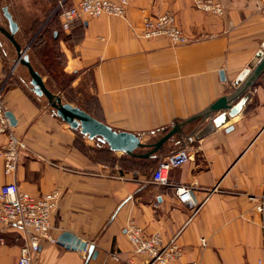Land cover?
I'll return each instance as SVG.
<instances>
[{"label": "crops", "instance_id": "obj_1", "mask_svg": "<svg viewBox=\"0 0 264 264\" xmlns=\"http://www.w3.org/2000/svg\"><path fill=\"white\" fill-rule=\"evenodd\" d=\"M63 1L72 5L78 0ZM218 1L221 16L195 8L192 0H129L123 16H83L69 32L62 30L71 39L78 35L73 50L59 46L65 58L61 65L72 76V87L96 101L97 113L88 112L115 130L152 142L174 122L234 90L231 80L264 42V0ZM165 11L174 14L188 43L173 46L165 37L139 35L146 16ZM4 80L3 107L12 113L14 131L27 148L14 175L4 173L0 158V186L15 179L32 194L59 188L51 233L57 239L70 232L95 251L88 256L87 249L41 241L31 264H144L127 237L131 220L146 235L173 239L182 248L178 264L264 261L260 216L252 199L264 190V72L239 113L199 138L194 134L210 118L187 123L181 135L149 158L111 151L96 140L97 149L116 157L111 164L96 159L93 146H78L77 133L53 114L44 97L5 73L0 55ZM181 148L189 158L168 172V180L193 185L194 212L178 202L171 185L151 181L155 166ZM21 233L0 226V264H17Z\"/></svg>", "mask_w": 264, "mask_h": 264}, {"label": "built area", "instance_id": "obj_2", "mask_svg": "<svg viewBox=\"0 0 264 264\" xmlns=\"http://www.w3.org/2000/svg\"><path fill=\"white\" fill-rule=\"evenodd\" d=\"M128 2L129 0H78L75 4L66 5L65 1L60 0L57 5L60 26L64 31L69 32L72 25L81 20L83 16L89 18L101 15L123 16ZM192 4L203 11L220 16L224 14L223 7L218 0H192ZM139 35L142 38L165 37L173 46L190 41L177 25L171 11L146 16ZM4 86L5 80L0 82V138L3 137L0 158L4 173L14 175L21 152L27 148V145L15 133L5 115L6 111L2 103ZM188 158L189 154L184 148L169 155L155 166L151 181L156 185H171L178 202L194 212L198 205L192 197L193 185L171 183L168 180V172L183 164ZM59 197V188H53L45 193L32 194L22 190L15 179L0 186V226L17 228L22 232V245L17 264H31L35 254L39 251L41 241L56 242V237L51 233V216ZM252 199L254 200L253 208L260 216L264 248V190L252 196ZM126 233L133 251L142 255L144 264H178L182 248L173 239L164 242L159 233L146 235L132 220L128 222ZM202 242L204 243L203 239ZM184 264H197V262L191 261ZM256 264H264V261L258 260Z\"/></svg>", "mask_w": 264, "mask_h": 264}, {"label": "water", "instance_id": "obj_3", "mask_svg": "<svg viewBox=\"0 0 264 264\" xmlns=\"http://www.w3.org/2000/svg\"><path fill=\"white\" fill-rule=\"evenodd\" d=\"M1 12L6 20L7 27L0 25V33L3 34V36H5L13 45L16 52V64L20 63L27 69L30 76L29 84L32 92L39 97H44L48 105L53 109V114L65 122L72 130H78L80 134L86 136L88 139H95L106 144L111 151H120L133 157L147 158L154 156L169 138L183 133L182 128L184 125L197 119L210 118V120L194 134L195 138H199L200 136L211 132L215 127L220 126L239 113L240 109L246 102L247 93L250 87L253 85L256 78L264 72L263 42L261 48L255 52L246 66L233 80H231L230 83L234 90L229 94L221 95L209 104L202 112L192 115L181 122H174L164 134L156 138L154 141L142 142L140 136L137 134L124 130H115L86 112L84 109L70 102L64 101L59 94L51 91L46 86L43 77L30 63L26 49L22 48L17 42L15 34L18 31V24L13 19L8 7L3 6ZM220 78L221 80L225 79L223 71H220ZM217 111L221 112L216 117H212ZM5 115L7 116L10 125L14 126L15 120L12 113L6 111ZM142 147L149 148V150L145 152H136L137 148ZM56 243L65 248L87 249L88 256L95 254V251H93V244L87 245L86 241L81 240L67 231L61 232L57 236Z\"/></svg>", "mask_w": 264, "mask_h": 264}, {"label": "rangeland", "instance_id": "obj_4", "mask_svg": "<svg viewBox=\"0 0 264 264\" xmlns=\"http://www.w3.org/2000/svg\"><path fill=\"white\" fill-rule=\"evenodd\" d=\"M59 0H0V25L3 27H7V23L5 18L2 15L1 8L3 6H7L8 10L13 16V19L18 24V31L15 34L17 42L21 45L22 48L26 49V53H31L34 57L35 66L39 67V60L35 53V48L42 46L43 39L39 36L43 27L49 29H58V25L60 24L59 20V11L57 9V3ZM66 4V3H65ZM58 24V25H57ZM63 32V31H62ZM61 36H64L68 33H61ZM74 38L70 39L67 42H64L60 46H65L69 49H74L73 45L75 44L76 37L78 35L73 36ZM45 39V37H42ZM41 42V43H40ZM57 50L55 45V50L58 55V64L60 66L64 65L65 58L62 53ZM59 51V52H58ZM0 55L3 60V66L5 73L9 74L11 78L19 83H24L30 88L29 80L30 76L27 72V69L21 65L20 63L16 64V52L13 45L7 40L3 34L0 33ZM64 58V60H63ZM62 64V65H61ZM41 67V66H40ZM45 80V77H44ZM11 82V80H10ZM66 87L61 92H55L59 94L63 100L65 97H68V93L71 94V98L76 99L81 104L85 105V101L87 99H91V95L87 96L84 93L78 92L75 88L69 86L68 80H65ZM46 100V99H45ZM73 103V102H72ZM75 103V102H74ZM75 105V104H74ZM66 126H68L66 124ZM69 128V126H68ZM71 129V128H70ZM75 133H78V130H74ZM84 140V141H83ZM78 143L85 146H93V152L96 153L94 156L96 159L105 161L109 164L112 163V160H116V157L113 153H107L97 151L96 148V140L89 141L84 139L83 137H77ZM84 143V144H83ZM87 144V145H86Z\"/></svg>", "mask_w": 264, "mask_h": 264}, {"label": "trees", "instance_id": "obj_5", "mask_svg": "<svg viewBox=\"0 0 264 264\" xmlns=\"http://www.w3.org/2000/svg\"><path fill=\"white\" fill-rule=\"evenodd\" d=\"M60 29L61 31L63 30L61 26H60ZM61 31H59V29L57 28L49 29V28H46L45 26L43 27L42 31H40L41 33L39 34V36L41 37V39H43L44 44L42 43V46H39L34 49L37 55V58L39 60V64H38L39 67L35 66V61H34V57L32 56V54L27 53L30 63L32 64L34 69H36L40 73V75L43 78L45 77L44 82L46 86L53 92H61L63 89H65L66 87L65 80H68L69 86L71 87L72 76L65 72V70L63 69V66H60L58 64V55H57V51L55 50V45L57 47V50H59V45H58L59 39L68 41L69 39H71V34H66L64 36H61L62 35L61 33H63ZM42 37H45V39ZM70 96L71 94L68 93V97H65L64 101L73 102V103L75 102L76 106L84 109L86 112L91 111L93 107H95L93 103H95L96 101L93 100V98L87 99L85 101V105H83L80 102H78L76 99L74 98L72 99ZM93 112L97 113V111H95L94 109H93ZM77 136L78 137L82 136V134L78 132ZM77 145L82 147V144L78 143V141H77ZM97 151H100V153L104 152V150L100 148H98Z\"/></svg>", "mask_w": 264, "mask_h": 264}]
</instances>
